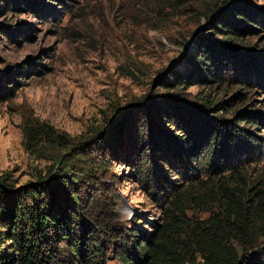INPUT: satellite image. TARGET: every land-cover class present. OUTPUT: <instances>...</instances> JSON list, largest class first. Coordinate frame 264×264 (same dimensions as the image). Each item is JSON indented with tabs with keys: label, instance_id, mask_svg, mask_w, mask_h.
<instances>
[{
	"label": "trees",
	"instance_id": "1",
	"mask_svg": "<svg viewBox=\"0 0 264 264\" xmlns=\"http://www.w3.org/2000/svg\"><path fill=\"white\" fill-rule=\"evenodd\" d=\"M184 1L163 0L164 9L206 22L204 32H188L181 42L195 43L196 52L185 57L192 69L163 74V91L148 94L150 106L130 104L140 112L139 123L124 117L113 125L124 113L119 109L99 137L101 149L110 148L106 161L129 162L132 180L161 207L154 230L123 222L113 188L97 172L106 161H93L88 147L52 125L28 122L27 147L40 144L55 154L46 173L33 181L16 185L7 174L0 176V264H107L109 254L121 264H264V184L248 173L261 159L264 139L257 132L264 120L250 105L233 110L234 99L245 101V93L234 91L226 99L211 94L222 86L247 93L255 88L254 50L237 43L255 37L264 49V7L249 0ZM21 3L28 6V0L9 2L14 8ZM235 62L237 73L229 79ZM190 85L208 95L182 104L178 89ZM4 98L0 87V101ZM120 124L122 135L133 129L128 143L116 140ZM192 208L209 210L193 217Z\"/></svg>",
	"mask_w": 264,
	"mask_h": 264
},
{
	"label": "rangeland",
	"instance_id": "2",
	"mask_svg": "<svg viewBox=\"0 0 264 264\" xmlns=\"http://www.w3.org/2000/svg\"><path fill=\"white\" fill-rule=\"evenodd\" d=\"M10 1L0 0V87L5 96L0 101V176L7 174L16 185L44 175L55 154L40 144L27 147L25 123L46 122L84 150L88 147L93 161H106L110 148L102 150L99 137L110 120L120 109L124 113L113 125L124 117L139 123L140 112L130 104L150 106L148 94L163 91L159 79L163 74L192 69L185 57L196 52L195 43L190 38L181 42L188 32H204L206 24L190 14L177 15L173 7L164 9L163 0H28V6L21 3L15 8ZM249 1L264 7V0ZM246 45L254 50L259 69L253 91L222 86L211 94L226 99L234 91L245 93V101L234 99L233 110L250 105L249 111L264 120V49H258L262 43L255 37L237 43L240 48ZM237 66L238 62L235 70L230 66L234 72L227 78L234 79ZM6 76L12 80L5 81ZM178 91V101L191 105L200 103L209 90L190 85ZM118 126L122 130L116 126V140L128 143L133 129L122 135L125 125ZM257 133L264 139V124ZM259 153L261 159L248 173L254 182L261 178L264 184V141ZM237 154L245 156L242 147ZM106 164L97 172L113 188L111 197L123 222L142 232L153 231L161 216L158 202L132 180L129 162L109 159ZM208 210L192 208L189 213L205 217ZM108 257L107 264H121L112 254Z\"/></svg>",
	"mask_w": 264,
	"mask_h": 264
}]
</instances>
